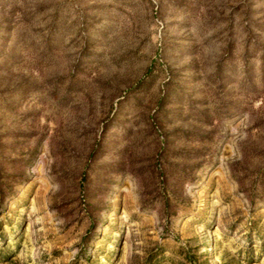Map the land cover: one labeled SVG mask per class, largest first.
I'll use <instances>...</instances> for the list:
<instances>
[{
    "label": "rangeland",
    "instance_id": "374dc122",
    "mask_svg": "<svg viewBox=\"0 0 264 264\" xmlns=\"http://www.w3.org/2000/svg\"><path fill=\"white\" fill-rule=\"evenodd\" d=\"M0 264H264V0H0Z\"/></svg>",
    "mask_w": 264,
    "mask_h": 264
}]
</instances>
